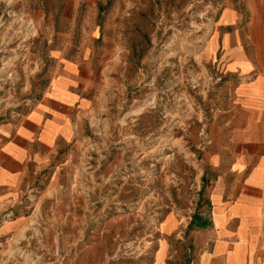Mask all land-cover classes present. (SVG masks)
I'll return each instance as SVG.
<instances>
[{"label": "rangeland", "instance_id": "obj_1", "mask_svg": "<svg viewBox=\"0 0 264 264\" xmlns=\"http://www.w3.org/2000/svg\"><path fill=\"white\" fill-rule=\"evenodd\" d=\"M91 30L111 83L76 142L0 208V264H158L163 240L164 264H187L185 222L231 103L226 51L264 61V0H0V123Z\"/></svg>", "mask_w": 264, "mask_h": 264}, {"label": "crops", "instance_id": "obj_2", "mask_svg": "<svg viewBox=\"0 0 264 264\" xmlns=\"http://www.w3.org/2000/svg\"><path fill=\"white\" fill-rule=\"evenodd\" d=\"M99 38L83 31L72 54L57 50L41 94L0 123V208L20 202L32 177L76 142L99 107L111 83L108 63L95 61ZM256 51L241 43L226 51L231 103L209 146L206 198L185 222L187 264H264V61ZM169 247L163 240L158 264Z\"/></svg>", "mask_w": 264, "mask_h": 264}]
</instances>
